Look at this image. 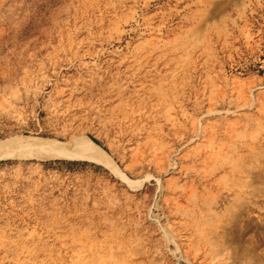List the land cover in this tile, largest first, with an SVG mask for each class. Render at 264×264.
I'll list each match as a JSON object with an SVG mask.
<instances>
[{"label":"rangeland","instance_id":"rangeland-1","mask_svg":"<svg viewBox=\"0 0 264 264\" xmlns=\"http://www.w3.org/2000/svg\"><path fill=\"white\" fill-rule=\"evenodd\" d=\"M5 142L0 264H264V0H0Z\"/></svg>","mask_w":264,"mask_h":264},{"label":"bare ground","instance_id":"bare-ground-1","mask_svg":"<svg viewBox=\"0 0 264 264\" xmlns=\"http://www.w3.org/2000/svg\"><path fill=\"white\" fill-rule=\"evenodd\" d=\"M35 140H38V139H35ZM35 140H29V138L28 139H21V140H19V141H15V142H13L14 144H15V146H16V144H18V145H21V147L23 148V146H26V148H27V146H30L31 144H34V143H36L35 142ZM40 140V139H39ZM83 140H87L88 141V139H83ZM83 140H81V142H82V144H83ZM44 141H47V140H44ZM53 142H56V143H60V142H57V141H53ZM80 142V143H81ZM90 142H92V141H89V142H85V144H84V146L82 147V148H80L79 150L78 149H76V150H78V152L77 153H75L74 152V154H67L66 152H64V154L62 153V152H60V151H56L55 152V155L56 156H58V157H60V156H63V158H64V156H67V157H72V158H85V159H89V160H92V161H96V162H100V163H102L103 165L104 164H106V165H109V163L111 162L110 160H109V156L107 157V155H105V154H107V153H105L104 154V152L103 151H100L99 149H97V147H96V145H95V147H93L91 144L93 143H91L90 144ZM45 143V142H44ZM44 143H42V144H44ZM48 143V142H47ZM49 143H50V141H49ZM62 143V142H61ZM79 143V144H80ZM9 143H7L6 144V142L5 143H0V157H2L3 158V156H6V146H8V148H10V147H12L13 145H12V142L10 143L11 145H8ZM51 144H52V142H51ZM54 145V144H53ZM78 145V144H77ZM77 145H76V147H77ZM81 145V144H80ZM79 145V146H80ZM37 146H40L39 144H37ZM43 146H45V145H43ZM47 146V145H46ZM48 146H50V144H48ZM75 146V145H74ZM14 147V146H13ZM20 147V148H21ZM33 147V146H32ZM31 147V148H32ZM36 147V146H35ZM34 147V148H35ZM53 147V146H52ZM8 148H7V151L9 152V150L11 149H9L8 150ZM25 148V150H28L29 149V147H28V149H26ZM30 148V149H31ZM37 148V147H36ZM40 148H42V147H40ZM46 148V147H45ZM74 148V147H73ZM78 148V147H77ZM17 150H19L18 148H16ZM29 149V150H30ZM42 149H44V148H42ZM47 149H48V147H47ZM53 149V148H52ZM101 149V148H100ZM13 150H15V148L14 149H12V150H10V152L11 151H13ZM49 150H50V148H49ZM16 151V150H15ZM14 151V152H15ZM35 151V150H34ZM44 151H46V150H44ZM44 151H43V153H44ZM75 151V150H74ZM10 152L8 153V154H10ZM20 151H18V152H15V153H12V154H18ZM25 152V151H24ZM32 152H33V149H32ZM47 152H48V150H47ZM46 152V153H47ZM27 153V152H26ZM29 153V152H28ZM36 153V152H35ZM16 154V155H17ZM22 154V153H21ZM34 155V154H33ZM8 156V155H7ZM35 156V155H34ZM40 156V155H39ZM55 156V157H56ZM9 157V156H8ZM10 157H12L11 156V154H10ZM37 157H38V155H37ZM41 157V156H40ZM61 159V158H60ZM111 159V158H110ZM71 160H79V159H71ZM109 160V161H108ZM99 163V164H100ZM111 165V164H110ZM114 165V164H113ZM111 167H112V165H111ZM108 168H109V166H108ZM110 169H113V168H110Z\"/></svg>","mask_w":264,"mask_h":264},{"label":"trees","instance_id":"trees-1","mask_svg":"<svg viewBox=\"0 0 264 264\" xmlns=\"http://www.w3.org/2000/svg\"><path fill=\"white\" fill-rule=\"evenodd\" d=\"M56 162H58V163H61V162H62V163H65V162H63V161H60V160H59V161H56ZM72 164H74V163H72Z\"/></svg>","mask_w":264,"mask_h":264}]
</instances>
